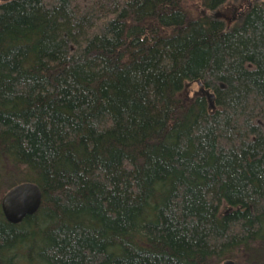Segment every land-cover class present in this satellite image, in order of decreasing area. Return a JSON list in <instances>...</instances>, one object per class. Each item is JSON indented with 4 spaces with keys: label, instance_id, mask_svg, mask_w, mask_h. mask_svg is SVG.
<instances>
[{
    "label": "trees",
    "instance_id": "1",
    "mask_svg": "<svg viewBox=\"0 0 264 264\" xmlns=\"http://www.w3.org/2000/svg\"><path fill=\"white\" fill-rule=\"evenodd\" d=\"M183 2L0 3V264H264V0Z\"/></svg>",
    "mask_w": 264,
    "mask_h": 264
},
{
    "label": "water",
    "instance_id": "2",
    "mask_svg": "<svg viewBox=\"0 0 264 264\" xmlns=\"http://www.w3.org/2000/svg\"><path fill=\"white\" fill-rule=\"evenodd\" d=\"M14 0H0L1 4ZM210 108L214 107L215 98L207 93ZM42 192L34 184H21L8 191L1 201V208L8 223L19 225L28 216L35 215L42 205ZM223 264H234L231 261Z\"/></svg>",
    "mask_w": 264,
    "mask_h": 264
},
{
    "label": "rangeland",
    "instance_id": "3",
    "mask_svg": "<svg viewBox=\"0 0 264 264\" xmlns=\"http://www.w3.org/2000/svg\"><path fill=\"white\" fill-rule=\"evenodd\" d=\"M258 1L260 0H227L226 3L220 9L212 12L204 11L201 8V0H184L183 5L191 18H198L203 15L218 18L224 21L227 30H231L232 26L239 24L246 11L250 8V5L253 6V4ZM200 84L203 85L202 83ZM209 91L212 92L211 90ZM202 93H204V87L201 88L199 86V83H191L188 84L185 90L183 91L182 98L186 102H190L194 99L196 95ZM2 198L3 196L1 197V199Z\"/></svg>",
    "mask_w": 264,
    "mask_h": 264
},
{
    "label": "bare ground",
    "instance_id": "4",
    "mask_svg": "<svg viewBox=\"0 0 264 264\" xmlns=\"http://www.w3.org/2000/svg\"><path fill=\"white\" fill-rule=\"evenodd\" d=\"M1 3V2H0ZM24 184H27V183H24ZM30 184H33V183H30ZM35 185V184H34ZM36 186H38V185H36ZM39 187V186H38ZM41 190V189H40ZM2 201V200H1ZM3 212V211H2ZM228 261H231V262H233L234 263V261L233 260H230V259H228ZM225 262H227V261H225ZM235 264V263H234Z\"/></svg>",
    "mask_w": 264,
    "mask_h": 264
}]
</instances>
